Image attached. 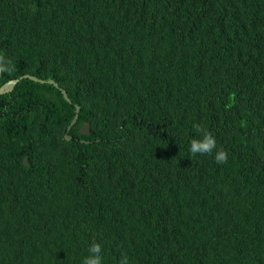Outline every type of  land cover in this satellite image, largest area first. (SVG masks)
Listing matches in <instances>:
<instances>
[{
	"label": "trees",
	"instance_id": "1",
	"mask_svg": "<svg viewBox=\"0 0 264 264\" xmlns=\"http://www.w3.org/2000/svg\"><path fill=\"white\" fill-rule=\"evenodd\" d=\"M0 55L72 101L0 96V264H264V0H0Z\"/></svg>",
	"mask_w": 264,
	"mask_h": 264
},
{
	"label": "clouds",
	"instance_id": "2",
	"mask_svg": "<svg viewBox=\"0 0 264 264\" xmlns=\"http://www.w3.org/2000/svg\"><path fill=\"white\" fill-rule=\"evenodd\" d=\"M11 71V62L5 56L0 55V73ZM12 80V79H11ZM10 81V80H9ZM8 82V81H7ZM197 133H202V139H192L189 151L192 155L212 154L216 149V140L210 131H207L199 124H194ZM228 159L226 151L217 150L215 154V162L218 164L226 163ZM102 248L99 243L93 242L88 247V255L83 259V264H103ZM118 264H129L127 255H122Z\"/></svg>",
	"mask_w": 264,
	"mask_h": 264
},
{
	"label": "water",
	"instance_id": "3",
	"mask_svg": "<svg viewBox=\"0 0 264 264\" xmlns=\"http://www.w3.org/2000/svg\"><path fill=\"white\" fill-rule=\"evenodd\" d=\"M0 76H1V73H0ZM22 79H27V80H30V81H33V82L39 83V84H50V85H53L54 87L59 89V91L61 92L63 98L69 104H72V101L68 98L67 93L65 92V90L60 88L55 81H53V80H42V79L36 78V77H34L32 75H29V74H25V75H23V76H21L19 78H16V79H12V80L4 83L3 85H1L0 86V96L5 95V94H9L10 92H12L14 87L17 85V83L19 81H21ZM78 113H79V106L75 105V114H74V117H73L70 125L67 128V131H69L71 129V127L74 126V124L76 123V121L78 119ZM65 138L67 140H71L70 136L66 135Z\"/></svg>",
	"mask_w": 264,
	"mask_h": 264
}]
</instances>
